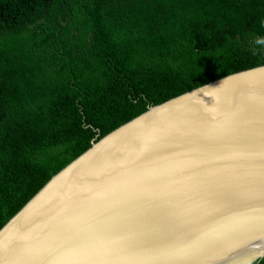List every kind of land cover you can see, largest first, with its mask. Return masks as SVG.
<instances>
[{
	"label": "water",
	"instance_id": "water-1",
	"mask_svg": "<svg viewBox=\"0 0 264 264\" xmlns=\"http://www.w3.org/2000/svg\"><path fill=\"white\" fill-rule=\"evenodd\" d=\"M264 257V64L174 96L71 160L0 228V264Z\"/></svg>",
	"mask_w": 264,
	"mask_h": 264
},
{
	"label": "trees",
	"instance_id": "trees-1",
	"mask_svg": "<svg viewBox=\"0 0 264 264\" xmlns=\"http://www.w3.org/2000/svg\"><path fill=\"white\" fill-rule=\"evenodd\" d=\"M262 37L264 0H0V228L94 140L264 64Z\"/></svg>",
	"mask_w": 264,
	"mask_h": 264
},
{
	"label": "clouds",
	"instance_id": "clouds-1",
	"mask_svg": "<svg viewBox=\"0 0 264 264\" xmlns=\"http://www.w3.org/2000/svg\"><path fill=\"white\" fill-rule=\"evenodd\" d=\"M255 43L258 44V45H262V46H264V37H262V38H258V39L255 41ZM251 51H252V54H253V55H259V54H261L260 50H258V49H251Z\"/></svg>",
	"mask_w": 264,
	"mask_h": 264
}]
</instances>
